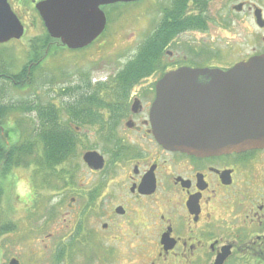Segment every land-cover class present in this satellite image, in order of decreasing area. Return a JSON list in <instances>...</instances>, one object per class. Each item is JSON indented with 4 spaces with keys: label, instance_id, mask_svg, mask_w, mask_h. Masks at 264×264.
Listing matches in <instances>:
<instances>
[{
    "label": "flooded vegetation",
    "instance_id": "af4514ba",
    "mask_svg": "<svg viewBox=\"0 0 264 264\" xmlns=\"http://www.w3.org/2000/svg\"><path fill=\"white\" fill-rule=\"evenodd\" d=\"M41 1L8 0L30 45L19 70L5 73L1 66L0 76L15 85L12 79L20 74L26 90L44 60L63 48L47 31L36 7ZM117 4L101 6L107 24L91 44L99 56L106 54L110 9ZM153 7L159 14L152 33L166 24L171 31L160 64L149 75L133 85L113 82L119 69L102 78L90 75V83L58 86L56 97L42 100L45 115L54 113L44 130L36 108L25 110L27 117L36 114L24 120L28 152L33 137L45 149L38 138H45L51 126L68 131L77 152L98 151L105 159L101 170L83 160L73 163L57 180L56 192L40 197L45 215L29 245L40 248L42 260L58 264H264V147L190 155L160 144L150 121L157 83L167 72L182 67L228 71L264 55V0H155ZM14 42L0 43V53L14 54L15 44L9 46ZM68 90L75 92L65 94ZM95 92L106 104L98 108L99 122L89 114H72ZM61 165L55 167L61 170ZM30 167L32 179L39 177L38 167ZM2 186L0 212L12 205L11 189ZM10 223L9 216L0 218V227ZM3 253L0 246V261ZM13 258L20 259L9 254L4 263Z\"/></svg>",
    "mask_w": 264,
    "mask_h": 264
},
{
    "label": "water",
    "instance_id": "95a60500",
    "mask_svg": "<svg viewBox=\"0 0 264 264\" xmlns=\"http://www.w3.org/2000/svg\"><path fill=\"white\" fill-rule=\"evenodd\" d=\"M139 0H45L37 9L48 32L69 48L92 43L107 18L101 5ZM24 26L8 0H0V43L20 39ZM153 132L164 147L208 156L264 147V56L251 58L228 71L182 67L157 83L151 109ZM99 170L98 152L84 155ZM10 264H20L17 259Z\"/></svg>",
    "mask_w": 264,
    "mask_h": 264
},
{
    "label": "rangeland",
    "instance_id": "374dc122",
    "mask_svg": "<svg viewBox=\"0 0 264 264\" xmlns=\"http://www.w3.org/2000/svg\"><path fill=\"white\" fill-rule=\"evenodd\" d=\"M154 3L155 0H146L140 4L118 3L116 6L111 7L109 15L110 34L107 39L106 54L103 52L99 56V50L95 45L80 49L64 47L57 55H51L44 61L45 68L38 76L37 83L35 84L36 90H15L8 83L5 86V82L0 80V90L4 89V92L0 91V103L11 105L27 100L34 103L39 98L43 100L49 97H56L58 86H66L78 81L81 82L80 79L84 78L87 74L92 77L102 78L108 73L120 69L135 55L138 47L152 33L153 26H155L154 18L159 14V10H153ZM25 38L24 41L14 42L9 45L11 47L15 44L17 50L14 54L7 55L0 53V67L4 66L6 69L13 67V71L19 70L21 64L25 62L23 50L30 45L29 35ZM20 45L24 47H20ZM45 78L51 79L52 82L47 83ZM30 116L36 117V114L32 113ZM23 117L22 113L13 112L7 118L6 123L9 122L11 124V120H19ZM13 135L17 136L16 140L22 141V137L18 136L17 132H14ZM16 171L17 169L14 172ZM31 171L32 169L30 168H19L17 173L10 176V178L14 179V184L18 185L16 186V191L12 190L13 202L8 211V216L12 223L17 224V228L16 232L11 230L9 233L3 232L0 235V246L4 250V253L1 255V264H5L4 260L9 254L19 256L23 264H48L47 261L42 262L39 260L40 258H36L30 253L32 251L35 254H40V248L29 245L27 237L31 234L25 230V210L30 211L33 209L32 205L35 202V197L32 196ZM6 177H9L6 173L2 172L0 174L1 180L6 179ZM10 178L9 181H11ZM55 192L54 189H44V193L46 194H53ZM6 213L7 209L4 212H0V218H5ZM12 223L9 225H12ZM39 225V221L33 224L36 228H39Z\"/></svg>",
    "mask_w": 264,
    "mask_h": 264
},
{
    "label": "trees",
    "instance_id": "16d2710c",
    "mask_svg": "<svg viewBox=\"0 0 264 264\" xmlns=\"http://www.w3.org/2000/svg\"><path fill=\"white\" fill-rule=\"evenodd\" d=\"M192 27V26H189ZM171 31V28L163 25L160 27L158 31H155L138 49L135 56L130 59L127 63L123 65V68L117 73L116 78L113 80L117 83H126L128 85H133L138 83L142 78L149 75V72L153 69L155 70L157 66L160 64L162 50L164 45L167 42V34ZM5 73H7L5 71ZM22 75H26V72H23ZM34 75V74H32ZM21 75H16L15 79H12V82H15L20 88H24V79L20 80ZM34 77L31 80V85L34 82ZM5 82H10L9 79H5ZM27 87V85L25 86ZM119 92H129L128 88L118 87ZM4 92L3 90H0ZM75 90L72 91V93ZM98 92V90L96 91ZM91 95L87 102L84 105L80 104L72 111V114L83 116L86 114L92 115L93 120L92 122H99V112L98 108L103 107L106 104L104 103L103 99H100L97 95ZM70 90L67 91L65 94H70ZM84 92L82 91V94ZM1 101V100H0ZM27 108H36L37 111V118L40 119L41 122V129L44 130L46 128L45 122H51L54 119V113L48 112L45 115V111L43 109V104H37L32 107L24 106L23 104L20 105H6L0 103V127H6L5 120L6 118L13 112V111H25ZM82 108H87V110L83 113ZM81 120V119H79ZM23 120L20 119L19 122L17 121V126H21L20 128L22 131H26V127L22 126ZM15 128V126H13ZM10 129L8 136L10 134V138L3 137L2 129L0 128V174L2 172L6 173L9 177L17 173L19 168H29L32 165L38 167L39 176L48 183L49 180L47 177L50 175L45 176V169L42 170L40 167H48L51 169L53 173L52 176L58 177L63 179L68 173H70V169L62 168V170H58L55 165H61L67 162L68 159L74 157L75 150L71 147V138L69 136L68 131H64V133H60L54 129V127L48 126V133L45 135V138H38L40 141L44 143L45 149L41 150L40 145L37 143V140L33 137L32 144L30 146V152H28V146L26 143L25 138L22 139L21 142L15 139L12 131V127H6V130ZM24 134V133H23ZM22 134V135H23ZM61 163V164H60ZM17 169L16 172H14ZM44 172V173H43ZM39 177L42 183V179ZM7 186H12L14 184V180L10 178ZM1 180V179H0ZM4 188L0 183V200L3 196Z\"/></svg>",
    "mask_w": 264,
    "mask_h": 264
}]
</instances>
